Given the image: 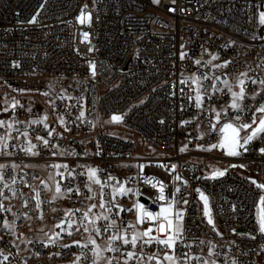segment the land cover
<instances>
[{"label":"built area","instance_id":"built-area-1","mask_svg":"<svg viewBox=\"0 0 264 264\" xmlns=\"http://www.w3.org/2000/svg\"><path fill=\"white\" fill-rule=\"evenodd\" d=\"M261 13L264 0H0V264H94L96 246L97 264H124L127 252L137 254L128 264H173L165 253L175 264H264V191L251 181H264V135L234 159L208 150L224 122L249 123L264 100ZM214 163L223 176H208ZM169 201L184 214L174 248L108 250L112 235L157 227L137 222V204L156 213Z\"/></svg>","mask_w":264,"mask_h":264},{"label":"snow or ice","instance_id":"snow-or-ice-1","mask_svg":"<svg viewBox=\"0 0 264 264\" xmlns=\"http://www.w3.org/2000/svg\"><path fill=\"white\" fill-rule=\"evenodd\" d=\"M152 2L154 4H159L160 0H152ZM173 3H175V0H173ZM170 11H174V9H170ZM79 19H81V22H83V13ZM89 20H90V16H89ZM31 22L32 23L35 22V17L33 18ZM260 22L261 24H264V13L260 14ZM84 36L85 38H87L88 34L84 33ZM213 59H216V57H213ZM196 63L199 64L200 61H196ZM253 83H256V81H253ZM260 83L264 84V81H260ZM225 84H227V81H225ZM241 84H243V81H241ZM229 91H231L230 86H229ZM231 94H232V103L230 107L233 109L241 110L240 102L244 99V95H245L244 88L241 87L239 93L232 92ZM196 106L197 107L201 106V96L199 94H197V97H196ZM256 112L264 113V104H262L259 108H257ZM216 115H217V122H219L220 114L217 113ZM81 116H83V113H81ZM120 119L121 117L119 116L112 117L113 121H119ZM235 120L239 121L240 117L237 115L235 117ZM3 123H4L3 121H0V126H2ZM33 123H36V121H33ZM253 125H255V127H253ZM9 127H11V125H9ZM211 128L213 131H216V125H211ZM248 129H251V132L241 137L240 135L241 131H246ZM219 132L222 134L219 143L210 145V148L208 150L219 147L222 149H227L225 154L228 156H239L241 154L239 149H244V151H248V148L246 146L251 141H253L255 138L264 135V115H261L258 123L255 118V113H253L252 124H248V123L234 124L233 122L224 123L223 126L219 128ZM49 135H51V133H49ZM3 139L4 138H0V142H2ZM38 139H41V138L38 137ZM43 142L44 144H48L47 140H44ZM0 146L6 147V145H3L2 143H0ZM34 147L35 145H30L27 151L31 152L32 148ZM183 150L184 149H182V151ZM260 151L264 153V149H260ZM33 154L35 155L37 153H33ZM2 167L4 166L0 165V168ZM54 167H60V165H55ZM63 167H67V166L64 165ZM173 168H175V166H173ZM96 173H97L96 169H89V173H88L89 180L96 184H100L101 183L100 180L96 179ZM224 174L225 173L223 171L213 172L212 178H215L216 176H223ZM109 179H115V178L110 177ZM177 179H179V177H177ZM253 183H255V181H253ZM101 187H103V185H101ZM257 187L264 189V184L257 185ZM56 191L57 193H59L60 188L57 187ZM113 191L114 192L118 191L120 195H124L127 192L131 191V189H125L121 187L118 190L114 188ZM163 191H164L163 185H160L161 195L159 196V199L162 201L166 200V197L163 195ZM176 191L179 192V189H177ZM197 191L199 192V189H197ZM200 196H201V199L204 201V214L205 216L209 217L208 223L212 225L213 227H215L214 221L212 220L210 216L207 197H205L203 193H201ZM183 202L187 204V200H184ZM175 203L176 201H169L167 206H161L159 212H156V213L147 211L144 208L143 204H137L135 206L137 208V222L141 224L144 223L145 220L152 221V222H158L157 227L155 229L153 227H148L144 231H136L132 234L130 240L127 238L126 232L124 234L112 235L109 238L108 250L109 251H119V249L113 248L111 246L112 242L116 240H122L123 244L125 245L131 244L133 248H135L137 246L138 241H141V240L143 241V244L156 243L159 245H164L166 248H169V249L174 248L176 240L182 235V231H183L182 221H183V215H184L182 210L175 209L174 207ZM260 203L262 205V208H261V216H260V221H259V225H260L259 230L262 233H264V196L260 198ZM92 207H96V205H92ZM100 207L103 208L104 204L101 203ZM89 211H91V209H89ZM84 216L85 218H87L88 213L85 212ZM103 218L105 220L108 219L107 216H104ZM114 224H115V221H113L112 224L109 225V227H112ZM129 227H134V225H129ZM87 230L88 229L86 227L85 231ZM154 230L160 234H164L166 238L161 239L159 235L153 236L152 232ZM96 232L97 234H99L100 230L97 228ZM75 243L79 244V241H76ZM89 243L95 245L96 242L94 239H91V237H89ZM83 246L87 247V245H83ZM95 256L97 260L94 261V264H97V261L100 258H102V250L99 249V246H96ZM126 256H127V259L125 260L124 264H128V260L136 258L137 254L135 252H127ZM4 259L7 260V257L5 256ZM140 259H143V257H140ZM148 259L153 260V259H158V257L155 254H153L149 256ZM164 259L170 262H173V264H175V257L172 255H168L167 253H165ZM108 264H111V260L108 261Z\"/></svg>","mask_w":264,"mask_h":264},{"label":"rangeland","instance_id":"rangeland-1","mask_svg":"<svg viewBox=\"0 0 264 264\" xmlns=\"http://www.w3.org/2000/svg\"><path fill=\"white\" fill-rule=\"evenodd\" d=\"M80 21L79 22H81V19H79ZM262 104H264V100H263V102L260 104V106L262 105ZM259 106V107H260ZM261 115H264V113H258V112H256L255 111V118H256V120H257V123H258V121H259V118L261 117ZM113 116H119V115H113ZM112 116V117H113ZM121 120V119H120ZM120 120L119 121H113L112 120V118H111V122L112 123H118V122H120ZM252 121H253V118H252V120L248 123V124H252ZM228 122H233V121H226V122H224V123H228ZM223 123V124H224ZM234 124H236L235 122H233ZM223 124H222V126H223ZM221 126V127H222ZM253 127H255V125H253ZM251 132V129H248V130H246V131H241V133H240V135H241V137H243V136H245L246 134H248V133H250ZM221 133H220V138H221ZM256 139V138H255ZM255 139L253 140V141H251L247 146H249L250 144H252L254 141H255ZM219 141H220V139H219ZM219 141H218V143H219ZM217 143V144H218ZM246 146V147H247ZM261 149H264V147H262ZM216 151L220 154V155H222V156H225V157H228V158H232V159H234V158H236V157H239L241 154H242V152H244V149H239V151H240V155L239 156H228V155H226L225 153H226V151H227V149H222V148H219V147H217L216 148ZM260 153H262L261 151H260ZM262 154H264V153H262ZM234 165V166H233ZM228 167L229 168H232V169H238L239 171H241V172H243V173H245V174H247V172L245 171V168L243 167V166H240L239 164H237V163H235V162H232L230 165H228ZM220 171H223L224 173H226V171H227V166H223V165H221V164H217V163H214V164H212V166H211V168L209 169V174H208V176H210V177H212L213 176V172H220ZM217 177H221V176H216L215 178H217ZM251 181L253 182V181H255V184L256 185H262V184H264V181H261V180H259L258 178H256L255 176H252L251 177ZM262 189V188H261ZM263 191H264V189H262ZM201 193H203L204 194V196L205 197H207V200H208V208H209V211H210V216H211V218H212V220L214 221V225H215V219H214V217L212 216V214H211V207H210V203H209V199H208V196H207V194L203 191V190H199V201H200V203H201V205H202V208H203V211H204V201L201 199V196H200V194ZM262 196H264V195H262ZM261 196V197H262ZM167 206V205H166ZM261 208H262V205H261V203H260V199H259V201H258V221H260V216H261ZM205 215V214H204ZM205 218H206V220H207V222H208V216H205ZM243 231L242 230H240V229H237V230H234L233 231V233H242Z\"/></svg>","mask_w":264,"mask_h":264}]
</instances>
